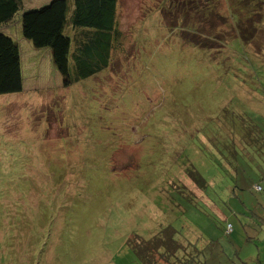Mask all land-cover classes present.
<instances>
[{
	"label": "rangeland",
	"instance_id": "374dc122",
	"mask_svg": "<svg viewBox=\"0 0 264 264\" xmlns=\"http://www.w3.org/2000/svg\"><path fill=\"white\" fill-rule=\"evenodd\" d=\"M237 1L119 0L110 67L67 87L19 32L23 91L0 95V264H141L131 237L167 225L191 244L182 261L264 264V150L232 167L238 137L220 130L226 107L264 132V22L251 47H215L224 21L238 33ZM208 2L207 23L189 13Z\"/></svg>",
	"mask_w": 264,
	"mask_h": 264
},
{
	"label": "trees",
	"instance_id": "16d2710c",
	"mask_svg": "<svg viewBox=\"0 0 264 264\" xmlns=\"http://www.w3.org/2000/svg\"><path fill=\"white\" fill-rule=\"evenodd\" d=\"M118 4L119 0H52L40 8L25 10L23 0H0V95L21 93L24 77L18 41L1 32L2 27L20 24V33L34 48L50 52L51 64L63 77L64 86L67 87L75 80H88L110 67L118 42L123 38ZM255 5L259 6V11L253 9ZM230 8L237 13L238 33L231 36L235 32L224 21L219 27L222 29L219 30L222 42L215 45L224 49L227 55H231L227 48L233 38L238 37L245 49L257 42L259 36L255 38L252 31L258 32L264 22L263 0H238ZM202 9L204 11H188L194 18L204 19L206 16L203 21L207 23L209 18L206 13L212 15L215 10L210 2ZM254 17L259 21L253 20ZM209 29L212 33L214 26ZM16 33L19 35V31ZM223 112H227V115L225 125L220 130L238 137L236 143L233 138L230 139L234 147L224 150L228 154V163L233 167L240 156L238 150H264V132L247 113L234 112L230 115L226 107ZM190 174L189 178L205 194L208 181L196 168ZM191 198L194 199L193 196ZM178 233L173 225H167L150 239L133 235L129 244L141 264H194L199 255L196 250L190 251V260H180V252L189 251L191 244L185 247L177 238Z\"/></svg>",
	"mask_w": 264,
	"mask_h": 264
},
{
	"label": "crops",
	"instance_id": "0c3cea01",
	"mask_svg": "<svg viewBox=\"0 0 264 264\" xmlns=\"http://www.w3.org/2000/svg\"><path fill=\"white\" fill-rule=\"evenodd\" d=\"M51 1L52 0H23L25 9H32L34 7H35V9L36 8H40V7H42V6L50 3ZM16 29H17L16 31H19L20 32V24L17 25V28ZM1 32H3L4 34H6L7 36L13 38L14 40H16L15 38L18 37V33H16V32L13 31L12 25L11 26L2 27ZM15 33H16V36L14 37V34ZM46 51L48 53H50L48 50H46Z\"/></svg>",
	"mask_w": 264,
	"mask_h": 264
},
{
	"label": "built area",
	"instance_id": "2783aa9c",
	"mask_svg": "<svg viewBox=\"0 0 264 264\" xmlns=\"http://www.w3.org/2000/svg\"><path fill=\"white\" fill-rule=\"evenodd\" d=\"M257 189L259 190V189H261V188L259 187V188H257ZM229 227H231V226H229Z\"/></svg>",
	"mask_w": 264,
	"mask_h": 264
}]
</instances>
